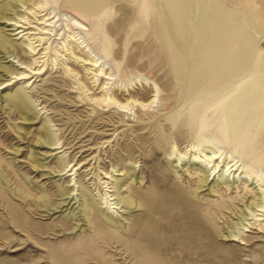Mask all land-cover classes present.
Masks as SVG:
<instances>
[{"label": "rangeland", "instance_id": "1", "mask_svg": "<svg viewBox=\"0 0 264 264\" xmlns=\"http://www.w3.org/2000/svg\"><path fill=\"white\" fill-rule=\"evenodd\" d=\"M130 1L114 3L109 32L118 50L115 57L125 67L127 76L142 72L158 79L164 89L162 110L139 112L136 108L135 114L126 115L116 107H94L77 88V82L59 66L49 68L27 89L36 104L32 111L37 118L32 122L23 119L18 104L8 97L22 81L13 79L8 87H0V264H141L139 258L128 256L126 250L132 246L143 248V264H264V229L254 227L244 233V244L223 237L224 230L236 221L235 212H239L244 191L241 195L234 189L224 192L221 184L211 191L217 178L205 183L199 165L188 160L174 161L170 155L173 144L177 143L183 151L192 144L187 128L172 123V112L167 107H175L176 91L183 86L173 70L172 56L189 58L193 28L180 36L169 13L160 19L155 14L144 16L149 24L143 21L136 24L140 17ZM221 1L226 10L244 11L258 27L247 0ZM254 1L264 19V0ZM197 8L198 1L193 0L192 27L197 23ZM3 21L0 20V31L2 28L16 41L10 51L29 58L18 45L21 40ZM167 32L176 47L168 44ZM125 43H128L126 54ZM227 43L238 47L240 42L229 35ZM6 51L0 48V64L12 62L16 66L14 56ZM69 62L80 72L82 81L88 83L90 92H99L82 63ZM8 77L12 76L0 67V82ZM133 92L143 99L152 96L150 86L139 85ZM47 119L51 120L47 129L57 130L63 148L53 150L55 146L38 142ZM69 161L85 163L78 170L80 187H76L72 201L69 198L63 202L66 196L60 189L72 184L73 176L59 175L58 169ZM105 172L132 188H137L138 178L144 176L140 194L150 193L155 210L144 215H136L138 211L115 213L116 219L127 217L124 220L127 227L105 224L99 228V234L95 233L83 215V199L86 195L95 213L107 221L99 212V178ZM224 201L228 208L218 205H224Z\"/></svg>", "mask_w": 264, "mask_h": 264}, {"label": "bare ground", "instance_id": "2", "mask_svg": "<svg viewBox=\"0 0 264 264\" xmlns=\"http://www.w3.org/2000/svg\"><path fill=\"white\" fill-rule=\"evenodd\" d=\"M116 1L118 0L0 1V20H4L1 23L11 27L10 30L15 32L16 39L21 40L18 45L25 54H29L27 58L19 55L15 50L10 51V47H15L16 41H13L1 28L0 48L8 50L7 54L11 53L9 56H14L18 64L16 63V66L12 62L10 65L0 64V67L12 76L0 82V87H8L13 79L22 81L19 87L10 90L8 97L18 104L19 113L24 120L33 122L37 118L32 111V106L36 104L28 95L27 89L33 87L49 68L54 69L59 66L65 74L77 82V88L90 99L94 107H116L126 115L132 112L135 114L136 108L139 112L162 110L164 89L158 79L142 72L127 76L125 67L115 57L118 50L115 49L109 29L113 25L112 16ZM197 1V23L194 22L193 27L191 23L193 0H131L130 2L140 17L136 24H140V21L149 24L144 16L149 18L151 14H155L160 19L161 16L165 17L169 13L180 36L190 33L193 28L191 31L193 49L189 58L179 59V54L172 56L173 70L177 78L182 79L183 86L176 91L175 107L167 108L173 113L180 107L184 98L194 93H201L212 101L216 111L224 115L228 124V135L224 146H200L192 143L190 149L183 151L175 143L170 155L173 156L174 161L188 160L199 165L204 172L205 183L217 178L210 188L211 191L214 190L215 185L219 188L220 184L223 185L224 192L234 189L241 195V191H244L239 212H235L236 221L223 233L225 240L244 244V233L254 227L264 229V34L262 33L264 19L261 18L254 0H247V4L252 8L253 18L258 27L244 11L226 10L221 0ZM165 35L170 47H176L171 33L167 32ZM229 35L239 40L238 47H234V43H227ZM126 42H129L128 35ZM127 44L125 43V54ZM60 57H62L61 61H59ZM69 61L82 63L86 75L99 92H90L88 83L82 81L80 72ZM139 85L150 86L152 96L149 99H143L139 93L133 92ZM50 122L49 119L45 121L43 130L37 137L38 142L44 146H55L53 150L63 148L64 144L58 138L57 130L47 129L46 124ZM22 129L27 130L24 127ZM84 163V161L76 163L69 161L67 165L64 163L60 165L59 175L68 173V176H73L72 184L60 189L61 194L66 196L63 202H67L69 198L72 201L76 194L75 190L80 187L78 170ZM36 166L40 164L37 163ZM104 174V177L99 178L101 186L99 212L110 223L105 222L95 213L91 200L86 195L83 199V215L86 216L88 227L90 225L95 233L99 234V228L105 224L126 228L124 220L127 217L123 218L121 214L122 218L116 219L115 213L138 211L136 215H144L155 210L154 202L150 201V193L140 194L141 184L145 181L144 176H140L136 182L140 185L132 188L125 187L123 182L114 178V174L109 172ZM176 192L179 193L177 190ZM229 198L234 204V198L232 196ZM223 203L224 205L221 203L218 205L223 208L229 207L225 205L226 201ZM156 210L159 211L157 207ZM148 234L146 237H150ZM153 235L155 234L152 233L151 236ZM142 251L143 248L139 246H132L126 250L128 256L139 258L143 264L145 260L141 255Z\"/></svg>", "mask_w": 264, "mask_h": 264}, {"label": "clouds", "instance_id": "3", "mask_svg": "<svg viewBox=\"0 0 264 264\" xmlns=\"http://www.w3.org/2000/svg\"><path fill=\"white\" fill-rule=\"evenodd\" d=\"M174 125L188 129L191 142L200 146H224L228 135V124L224 115L216 111L212 101L201 93L183 99L180 107L171 116Z\"/></svg>", "mask_w": 264, "mask_h": 264}]
</instances>
